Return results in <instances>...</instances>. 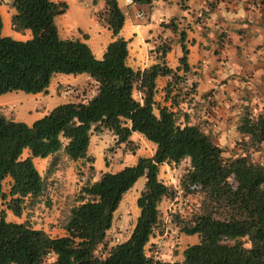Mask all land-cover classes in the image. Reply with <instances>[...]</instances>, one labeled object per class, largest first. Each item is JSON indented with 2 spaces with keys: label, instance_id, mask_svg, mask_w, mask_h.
<instances>
[{
  "label": "trees",
  "instance_id": "obj_1",
  "mask_svg": "<svg viewBox=\"0 0 264 264\" xmlns=\"http://www.w3.org/2000/svg\"><path fill=\"white\" fill-rule=\"evenodd\" d=\"M3 1L14 11L11 29L19 33L28 29L30 37L4 35L0 12V95L47 93L56 73H86L96 92L84 102L61 103L31 124L0 112V204L4 205L0 264H264V110L254 113L250 101L239 107L234 122L238 138L230 154L215 142L212 129L189 123L180 103L195 92L196 83L187 81L186 31H178L176 18L161 25L176 33L182 50L179 65L175 69L166 65L165 56L175 41L159 35L151 49L157 62L134 70L126 62L128 42L119 36L125 15L117 0H103L104 9L95 12L113 34L101 58L84 41L59 35L55 17L66 11L65 1L0 0V5ZM153 1L131 0L139 5ZM159 76L168 77L164 103L154 99ZM103 130L133 154L137 148L130 138L133 132L154 143L155 149L150 156H138L132 165L101 171L95 178V158L88 148L91 135ZM59 153L88 166L77 203L63 224L64 233L51 236L30 222L6 220V211L20 217L25 200L43 193L45 181L33 158L52 156L54 164ZM185 159L188 165L179 189L184 196L201 195L204 202L177 221L183 234H196L198 241L184 248L180 262L165 263L146 252L155 230L163 232L159 204L176 195L159 179V168ZM141 176L145 181L136 198L138 215L130 235L108 246L114 212Z\"/></svg>",
  "mask_w": 264,
  "mask_h": 264
},
{
  "label": "rangeland",
  "instance_id": "obj_2",
  "mask_svg": "<svg viewBox=\"0 0 264 264\" xmlns=\"http://www.w3.org/2000/svg\"><path fill=\"white\" fill-rule=\"evenodd\" d=\"M80 3H77L84 8L85 15L83 11L79 12L75 9L77 6L72 2V12L68 15L70 19L79 20V24L86 26L85 20L89 21V13L92 10H101L103 8V0H76ZM210 0V6L212 5ZM120 5L123 6L122 1L119 0ZM192 7H186V2L178 1L170 5L164 4L162 6H153L147 10V15L152 20L154 17L158 16L161 19L163 17H168V21L172 12L174 16L177 15L175 22L178 23V31L184 29L186 31V38L188 43H195L198 37H202L199 26L195 27L193 20L199 14L206 22H209L208 19H212L206 15L204 10H200L199 7L195 8V11ZM66 13V12H65ZM78 14H82L78 16ZM62 18L61 15L55 17L56 25H59V21ZM215 20V19H212ZM4 33L9 32V34H14L10 28V19L7 22L4 17ZM82 21V23H81ZM7 23L9 27H7ZM247 21L245 24L241 21L239 22H227L220 24L219 27L214 29L207 28L205 32L212 31L217 35V42L211 47V53L216 58L217 65H222L224 61H218L216 55L220 54L223 51L224 45L222 40L226 37L227 31L232 30L235 34L239 33V45L241 54L236 55L241 62L244 60L245 54L242 52V49H245L249 52L250 47L245 42L247 35L244 31H249L250 27H247ZM162 26V25H161ZM164 27V25L162 26ZM242 27V28H240ZM261 27L264 30V25ZM58 28V27H57ZM165 28V27H164ZM241 32H243L241 34ZM178 33V32H177ZM62 34V31L60 32ZM249 34V32H248ZM224 37V38H223ZM208 41V40H207ZM263 41L262 39L256 40V45H260ZM263 47V46H261ZM216 52V53H215ZM96 58H101L102 54H96ZM219 63V64H218ZM227 65V63H226ZM203 71H206L210 75H214L212 71L214 69L208 70L205 64L201 66ZM226 70L232 69L230 67L224 68ZM56 78L61 80V87L55 92V88L51 89V93H43V97L40 101L32 98L24 99L25 97H31V94H27L22 91L8 92L5 95L10 94L11 98H22V101L11 102L0 107V112L4 113L9 118H15L19 121L28 122L31 124L37 118L42 117L44 114L48 113L55 106L66 103V102H78L83 99H87V92L92 89L90 83L86 82V78L90 76L86 73L82 74H61L56 73ZM66 77H74V79H67ZM191 82V81H190ZM188 82V84L190 83ZM18 96H14L17 95ZM29 95V96H27ZM135 97L138 98L139 95L135 93ZM4 98H0V102H3ZM191 103V101L182 102ZM181 104V107H187L186 104ZM238 106V105H237ZM229 108V107H228ZM238 108V107H237ZM251 108L254 113H258L264 110V104L262 100H253L251 103ZM230 109V108H229ZM239 109V108H238ZM238 109H235V113L230 109L228 112V118L223 121L226 124L223 130L217 132L213 130L215 134V142L225 149L226 154L234 149V143L238 135L235 131L234 122L238 116ZM28 110H32V116L28 114ZM187 113V110L184 111ZM40 116V117H39ZM230 116V117H229ZM236 118L232 121V119ZM180 122H184L183 117L180 118ZM201 124L203 129H209L206 122L203 120L198 121ZM222 129V128H221ZM99 134L100 138L96 142H92L91 153L94 160V167L96 170L95 178H98L101 170L116 171L126 165H132L136 162V159L139 155H150L153 153V148L146 142H142L138 145V151L135 150L134 154L130 151H126L123 145H117L115 143L114 136L106 130L102 132L95 133ZM56 162L52 164V156L47 160V164H38L37 168L40 171V174L43 176L45 181V188L43 193L37 197L27 198L25 200V207L20 217L13 215L10 211H6V220L17 221V222H30L34 227H45L49 229V234L51 236H59L64 233L63 224L69 214V210L72 206L76 205V195L78 193L79 187L84 183L87 178V165L81 164V162H72L68 158H65L63 153H59L56 156ZM105 161H108V165L105 164ZM46 163V161H45ZM188 165V159L181 161L179 164H166L164 163L162 167L159 168V179L164 182L167 186L171 187L176 191V195L172 198H164L159 204V216L163 228V232L160 233L159 230H155V234L151 237L149 243L146 246V252L149 256L154 259L165 262V263H177L180 262L183 258L182 252L184 248L190 244H193L198 241L196 234L185 235L180 231L179 223L177 217L185 218L190 215L192 211H198L200 207L202 208L204 199L202 200L201 195H182L179 189V179L185 167ZM82 173L83 175H81ZM145 177H139L133 186L123 195V198L113 215V221L110 229L107 231L106 241L108 246H111L115 243L122 242L128 238L130 232L134 226L135 219L138 215V208L136 206V198L140 193L144 185ZM4 209V206L0 204V210Z\"/></svg>",
  "mask_w": 264,
  "mask_h": 264
},
{
  "label": "crops",
  "instance_id": "obj_3",
  "mask_svg": "<svg viewBox=\"0 0 264 264\" xmlns=\"http://www.w3.org/2000/svg\"><path fill=\"white\" fill-rule=\"evenodd\" d=\"M52 1H65L68 5L65 11L66 13L64 12L63 14H61L62 18L59 21L60 26L57 25L59 35L62 38H78L79 40L84 41L88 44L95 57H98L96 56L97 53L103 55L107 44L113 39L111 30L107 26L102 25L98 21V18L95 14V12L102 11L104 9V1L103 8L101 10H92L89 13V21L85 20L86 26H82L81 24H79V20H76L78 22H76L74 19L71 20L68 16L72 12V2L77 5L75 6V9L77 11H83L84 15L86 14L84 8L77 4L80 3L79 1ZM121 1L123 6L120 5L119 0H117V3L124 12L125 20L122 28L119 31V36L123 37L128 42V56L126 60L127 64L134 70H143L151 64L156 63L157 59L151 52V49L156 44L154 39H157V37L161 35L165 37H173L175 41L171 46V50L167 52L165 56L166 65L175 69L179 65V57L182 56V50L179 42H176V33L170 31L169 28H164L161 26V23H167L170 20H166L169 16L165 18L163 17V19L156 16L152 20L148 17L147 10L149 8H152L153 6H162L164 4L170 5L174 2H178L179 0H155L151 5H139L133 2L126 4L124 0ZM180 1L186 2V7L190 6L193 8L191 13L195 11L196 7H199L200 10H204L207 15L208 10L211 9L208 16L212 19H215H208L209 22H206L199 16V14L196 16L195 20L191 19L193 20L192 23H194L195 27L199 26L198 29L200 30L202 36L198 37L197 41L193 44L187 42L189 37H187L185 41L186 47L188 49L187 59L190 67V71L187 75V81H195L196 90L194 93L189 94V96H187V99L183 101H191V103L189 104L183 103L187 105L186 109L184 107H181L182 102L180 103V108L183 112L187 110L190 124H198L201 127V124H199L198 121L203 120L204 123L206 122L209 129L219 132L220 130L226 128L224 127L226 124H224L223 121L228 118V112H230V109L235 113V109H238L242 104H247L248 101H250V103H252L253 100H262V102L264 101V30H262L263 27H261L262 25H264V2H261V0H213L212 5L210 6V0ZM0 12L3 21L2 33L4 35H10L16 39H27L30 37V30L28 29L23 33L15 32L12 29L11 30L14 32V34H9V32L4 33V17L8 22L14 11L13 9L9 8L6 2L3 1L0 5ZM138 13H140L142 17H137ZM78 16H81V18L83 17L82 14H78ZM171 17L177 18V15L174 16V12H172L170 18ZM225 21L227 22V27L228 22L231 23L241 21L244 24L245 21L248 22L246 26L250 27L248 31L249 34L247 31L243 30V32H245L247 35V42H245V44L246 46L248 45L251 50L247 52L245 49H242V52L245 54V56L244 60L240 62L238 57L236 56L238 54H241V48L238 43L239 41L241 42L238 37V35L240 34H235L234 31L228 29V31L226 32V37H223L224 39L222 40L224 49L222 52H220L219 55H216L218 61L221 60L225 62L221 67L219 63V65H217L216 58L211 53V47L218 41L217 35L212 31L205 32V29H214L217 26V28H220L219 25H223ZM7 27H9L8 23ZM61 31L62 34H60ZM243 32H241V34ZM262 38V43L255 47L256 40ZM218 57H220V60ZM202 64H205L208 70H211V68L214 69L212 71L214 75H210L206 71H203L201 69ZM228 67L232 69L230 70L228 69ZM224 68H227L228 70ZM179 73H181V71H179ZM56 75L57 74H54L52 76L50 84L47 88V92L49 93H51L52 88H55V92H57L59 87H61L62 85L61 80L55 77ZM66 78L74 79V77ZM85 80L92 86V89L87 92L89 94L87 95V98H90V96L96 92V86L93 85L90 78H86ZM167 80V76H159L156 79L157 92L154 99L158 102L164 103V86ZM205 93L209 94L204 97L203 95ZM5 94L0 95V98H4L5 96V100L3 102H0V107L11 102L22 101V98H11L10 94ZM14 96H18V94ZM30 96L31 97H25L24 99L32 98L40 101L44 95L43 92H39L31 94ZM205 100L206 103L202 104V101ZM208 100H210V103L208 102ZM84 101L86 100L83 99V102ZM28 114L32 116V110H28ZM235 118L236 116L232 119V121ZM13 119L17 120L15 118ZM201 128L203 129V127ZM203 130H205V128ZM99 138V134L91 135L88 148L89 153H91L92 142H96ZM130 138L137 145V148L135 149L137 151L138 145L142 142H146V144L152 146L153 151L155 149L154 143L146 140L141 134L137 132H133ZM137 154L141 153L137 152ZM137 154H134L133 156ZM23 155H28V150H24ZM139 156L143 155L141 154ZM49 158H51V156H48L46 158L35 157L33 158V161L37 167L38 164H47V160ZM65 158L67 157L65 156ZM162 166L163 164L160 167ZM7 189L8 180H6L4 184V190L6 191ZM35 228H41L49 233L48 228L38 226H35Z\"/></svg>",
  "mask_w": 264,
  "mask_h": 264
},
{
  "label": "built area",
  "instance_id": "obj_4",
  "mask_svg": "<svg viewBox=\"0 0 264 264\" xmlns=\"http://www.w3.org/2000/svg\"><path fill=\"white\" fill-rule=\"evenodd\" d=\"M124 2L126 3V4H129V3H131V0H124ZM137 17H142V15L140 14V13H138L137 14Z\"/></svg>",
  "mask_w": 264,
  "mask_h": 264
}]
</instances>
